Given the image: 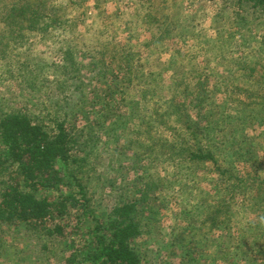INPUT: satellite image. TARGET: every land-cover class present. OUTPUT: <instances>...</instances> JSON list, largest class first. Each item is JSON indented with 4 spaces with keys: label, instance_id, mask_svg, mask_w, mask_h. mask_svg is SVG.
<instances>
[{
    "label": "rangeland",
    "instance_id": "obj_1",
    "mask_svg": "<svg viewBox=\"0 0 264 264\" xmlns=\"http://www.w3.org/2000/svg\"><path fill=\"white\" fill-rule=\"evenodd\" d=\"M88 5L85 2L75 6L70 11L72 17L85 11ZM96 5L98 10L88 9L86 17L77 19L82 24L79 30V25H70V33L54 29L49 34L50 41H63L80 51L83 68L79 72L90 82L82 78L75 92L74 83L67 89L60 88L66 78L65 64L57 53L49 54L57 47L50 42L32 47L35 55L48 54L46 67L34 76L20 73L14 78L4 67L0 73L3 110H20L32 120L47 115L52 119L59 117L64 109L79 110L77 122L81 127L87 121L95 123L98 115L104 123L117 121L119 129L110 133L114 138L103 136L94 146L99 157L89 162L91 172L85 177L84 190L90 200L89 221L85 222L83 212L72 213L63 222L67 225L68 239L54 244L44 236L37 238L33 232L24 235L22 228L3 226L0 264H64V257L71 252L69 241L82 247L98 221H107L110 217L109 209L119 205L121 198L131 196L127 183L130 188L133 184L143 187L142 193L140 190L133 193L132 198L138 199L146 193L144 186L149 180L156 190L144 198L141 237L134 243L141 255V264H260V261L264 264V259L248 261L241 251L238 253L245 243L264 246V123L254 119L233 145L230 126L236 116L225 96L234 91L232 78L228 76L232 69L233 79H237L235 83L241 89L250 85L253 78H264V43H261L264 15L254 14L250 5H241L237 0H97ZM94 24L99 27L87 31ZM216 31L233 34L230 44L223 39L218 41ZM194 35H204L211 44L209 50L204 52L205 48L196 44ZM191 52L195 55L188 59ZM188 60H194L198 73L191 72ZM236 66L254 68L253 78L236 71ZM150 72L159 73L156 83H147ZM183 78L185 83L181 89L175 88V81ZM154 88L155 98L149 104L142 101L143 92ZM259 89L257 95H264V86ZM188 94L191 96L186 97ZM107 95L113 98L109 100ZM239 100L246 106L241 108L245 113L259 107V99L255 97L240 96ZM103 101L105 108L93 114ZM202 101L211 103V107L202 108ZM154 106L161 112L168 108L171 112L177 111L175 115L181 125H173L171 130V124L166 123L158 130L171 144L189 136L184 127L197 120L196 113L211 117L212 124L205 127L209 131L204 129V134H210L205 139L216 162L201 163L200 169L193 173L194 170L187 169L178 159L149 158L143 154L137 157L141 154L133 146L127 150L128 144L137 137L132 132L133 122L126 124L124 132L121 122L127 121L132 110L145 115ZM200 124L204 127L205 119ZM140 132L143 133V127ZM203 137L199 135L198 140L202 141ZM239 142L240 147L249 146L253 157H234L233 153L239 151ZM123 153L129 157H121ZM250 158L253 160L247 162ZM70 187L72 190L73 184ZM218 197L233 208L242 205L232 222L235 226L231 235H221L203 225ZM232 210L227 213L229 218ZM218 235L222 236L221 240L215 238ZM173 238L177 242L171 247ZM215 245L220 247L217 255L212 252Z\"/></svg>",
    "mask_w": 264,
    "mask_h": 264
},
{
    "label": "trees",
    "instance_id": "obj_2",
    "mask_svg": "<svg viewBox=\"0 0 264 264\" xmlns=\"http://www.w3.org/2000/svg\"><path fill=\"white\" fill-rule=\"evenodd\" d=\"M96 1L0 0V73L1 68L4 67L9 69L8 73L14 78L18 77L20 73L30 77L34 76L37 71L46 67L45 61H47L48 54L35 55L36 52L32 47L50 42L57 47L55 46V51H51L49 54L57 53L62 57L65 64L63 70L66 78L60 83V88L67 89L70 83H74L73 92H75L81 86L82 80H90L79 72L83 68L79 57L80 51L73 50L63 41L56 39L50 41L49 34L54 29L62 32L65 30L70 33L72 31L70 25H79L77 26L79 30L82 24L78 23L77 19L86 17L88 9L98 10L99 6L97 7ZM85 2L89 4L88 8L85 11L75 13L72 17L70 11H73L75 6ZM237 2L241 5H250L254 14L264 15V0H237ZM98 27L99 25L94 24V27L87 31H95ZM82 28L84 27L82 26ZM79 34H77L76 39L79 38ZM198 36L194 35L195 42L201 44L205 48L204 52H206L211 44L206 41L204 35ZM216 38L218 41L223 39L230 44L233 34H227L226 31H216ZM261 43H264V38L261 39ZM194 55L195 53L191 52L187 58L190 59ZM188 62L189 67L192 68L191 72L198 73L194 60H188ZM129 65L130 62L127 61V66ZM237 70L242 71V74L247 76L246 78H253L254 68L238 66ZM234 75L233 69L228 71L229 78H232L231 88L234 91L225 94L236 116L235 123L230 126L233 145L240 140L243 131L247 130V125L251 124L250 122H255L254 119L260 124L264 123V95H257L256 93L257 87L260 92L259 88L264 86V78L259 77L258 80L253 78L250 85L248 84L247 87L241 89L236 85L237 79H233ZM158 76L159 73L150 72L147 83H156ZM184 83V78L180 79L175 81L174 87L180 90ZM184 90L187 91L186 87ZM154 93L155 88L153 90L146 89L141 96L142 101L144 100L145 103L149 104L155 98ZM112 96L107 95L110 97L109 100L113 98ZM189 96L191 94L186 97ZM240 96H252L257 100L259 99V107L254 109V112L251 109L250 113H245L241 108L246 106L239 100ZM105 106L103 101V105L94 110L93 114L96 111L99 114V110ZM206 107H211V103L203 102L202 108L205 109ZM176 112H171V108L161 112L155 106L149 109L145 115L136 109L130 111L127 121H122L120 128L124 132L126 124L133 122L132 132L137 140L133 143L130 142L126 149L133 146V149L135 148L137 153L141 154H137V157H141L143 154V157L149 158L178 159L180 162H184L187 169L194 170L193 173L200 169L201 163L216 162L207 145L209 143L205 139L206 135L210 134H204L205 130L209 131L205 127L212 124L213 119L211 117L196 113L197 120L186 123V127H184L189 136L179 140L176 144L167 142L158 133L160 127L162 128L166 123L171 124V130H173V125H181L176 118ZM80 113L79 110L76 112L64 109L59 117L52 119L47 115L45 118L48 119L43 117L32 120L27 113L20 110L7 111L0 108V232H3L1 230L3 226L16 230L22 228L24 235L33 232L32 234L37 238L44 236L53 241H50L51 244H54L60 243L59 240L68 239L67 225L63 222L70 218L72 213L77 214L79 212L82 214L83 212L85 222L89 221L90 216L87 208L90 200L85 197L84 191L86 188L85 177L91 172L89 162H94L96 157H99L95 151V144L100 143L105 135L108 139H113L114 137L110 133L119 129V125L114 119L104 123L98 115V120L93 121L95 123L86 120L88 124L81 127L78 126L77 122ZM204 119L205 126L202 127L200 122H203ZM48 123L50 124L48 125ZM142 127L144 134L140 132ZM201 134L204 137L202 141H199L198 136ZM239 145H241L240 142L238 143L239 151L236 150L233 153L234 157H253L248 145L241 147ZM132 155L135 157L134 154ZM121 157H129V155L123 153ZM251 160L253 159L250 158L247 162H251ZM151 183L150 180L145 183L146 193L140 195L141 198L138 197L142 202L135 197L132 198V196L133 193H139V190L142 193L143 187L133 184L131 189L130 183H127V190H131V196L121 198L119 205L109 209L110 217L107 221L96 220V223L97 221L99 223L93 231H89L88 242L86 241L82 247L69 241L71 252L64 257L63 263L141 264V255L137 252L134 243L141 237L140 220L143 216L144 198L149 192L152 193L156 190ZM71 184H73L72 190ZM215 201L214 207L211 208L213 210L202 221L203 225L215 229L221 235L230 234L235 226V223L232 222L242 205L239 208H236L235 205L233 208L232 204L221 197ZM230 210H232L233 215L229 218L230 215L227 213ZM215 238L221 240L222 236L218 235ZM176 242L177 238H173L170 246L172 247ZM193 243L189 245L191 248ZM245 244L238 249L239 254L241 251L243 257L247 258L248 261L258 259L259 262V260L264 259V246L261 243H252L250 246ZM219 250L220 247L215 245L212 252L217 255ZM260 264H262L261 261Z\"/></svg>",
    "mask_w": 264,
    "mask_h": 264
}]
</instances>
